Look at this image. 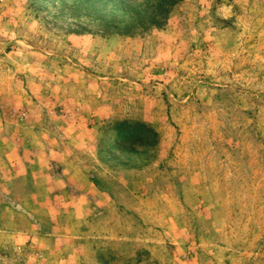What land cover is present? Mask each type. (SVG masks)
<instances>
[{
	"label": "rangeland",
	"instance_id": "374dc122",
	"mask_svg": "<svg viewBox=\"0 0 264 264\" xmlns=\"http://www.w3.org/2000/svg\"><path fill=\"white\" fill-rule=\"evenodd\" d=\"M0 0V264H264V0Z\"/></svg>",
	"mask_w": 264,
	"mask_h": 264
},
{
	"label": "trees",
	"instance_id": "16d2710c",
	"mask_svg": "<svg viewBox=\"0 0 264 264\" xmlns=\"http://www.w3.org/2000/svg\"><path fill=\"white\" fill-rule=\"evenodd\" d=\"M180 0H118L122 8V33L133 35L164 24Z\"/></svg>",
	"mask_w": 264,
	"mask_h": 264
}]
</instances>
